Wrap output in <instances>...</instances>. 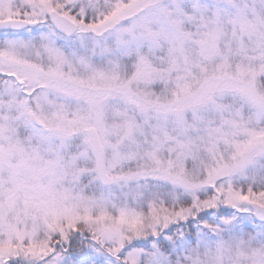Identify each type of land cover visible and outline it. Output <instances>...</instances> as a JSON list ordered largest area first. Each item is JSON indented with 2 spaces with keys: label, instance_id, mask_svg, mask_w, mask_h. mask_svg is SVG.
Returning <instances> with one entry per match:
<instances>
[{
  "label": "snow or ice",
  "instance_id": "obj_1",
  "mask_svg": "<svg viewBox=\"0 0 264 264\" xmlns=\"http://www.w3.org/2000/svg\"><path fill=\"white\" fill-rule=\"evenodd\" d=\"M0 264H264V0H0Z\"/></svg>",
  "mask_w": 264,
  "mask_h": 264
}]
</instances>
